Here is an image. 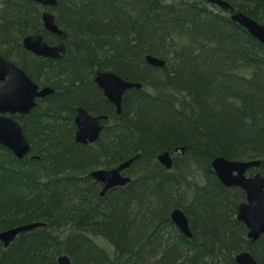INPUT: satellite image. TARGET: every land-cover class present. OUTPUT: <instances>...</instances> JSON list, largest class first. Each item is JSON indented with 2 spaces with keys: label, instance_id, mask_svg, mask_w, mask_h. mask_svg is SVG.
I'll use <instances>...</instances> for the list:
<instances>
[{
  "label": "trees",
  "instance_id": "1",
  "mask_svg": "<svg viewBox=\"0 0 264 264\" xmlns=\"http://www.w3.org/2000/svg\"><path fill=\"white\" fill-rule=\"evenodd\" d=\"M226 1L264 24V0ZM42 9L0 0V54L55 89L15 116L30 153L18 159L0 145V232L46 223L8 248L0 241V264H56L62 252L71 264H176L179 251V264H237L242 251L264 264V234L252 242L237 218L245 191L223 185L212 167L216 157L260 160L247 173L264 177V44L203 0H58L50 10L67 51L53 59L22 44L35 33L56 42ZM98 71L143 85L124 93L120 114L94 81ZM77 107L109 117L96 142H76ZM164 151L171 169L157 161ZM136 155L134 179L101 196L90 173ZM175 208L188 214L192 238L172 222Z\"/></svg>",
  "mask_w": 264,
  "mask_h": 264
},
{
  "label": "water",
  "instance_id": "2",
  "mask_svg": "<svg viewBox=\"0 0 264 264\" xmlns=\"http://www.w3.org/2000/svg\"><path fill=\"white\" fill-rule=\"evenodd\" d=\"M42 4V20L47 31L64 36V32L56 23L55 15L47 7L58 4V0H30ZM182 1V0H175ZM218 8L230 11L232 20L243 26L252 36L264 44V24L243 13L226 0H203ZM25 49L38 56L62 58L66 54V44H49L43 34H29L23 38ZM146 61L157 67L165 66V60L146 55ZM96 84L103 90L105 97L121 113L124 93L130 89H142L140 82L129 81L112 71H103L96 75ZM55 92L51 86H39L27 72L11 60L0 54V144L8 148L18 159H23L30 152V143L24 133L23 126L14 117L17 114H28L37 105L38 100ZM108 120L106 115H94L84 107H78L75 116V140L79 143H94L100 138L104 128L103 121ZM176 152L184 153L185 148H176ZM160 162L167 168L173 166V156L169 151L158 155ZM134 159H129L119 166L110 169H97L91 176L102 184L101 196L110 189L123 187L131 182L126 170ZM260 160L238 161L224 157H216L212 167L223 185L240 187L246 193V199L238 206L237 218L247 229V236L252 242L257 241L264 234V177L260 173L247 175L250 168L258 167ZM173 223L186 236L192 237L189 219L180 208L171 213ZM42 224L30 223L17 226L0 232V241L6 247L23 232L31 231ZM238 264H260L250 251H242L236 255ZM57 264H71L67 254L57 258Z\"/></svg>",
  "mask_w": 264,
  "mask_h": 264
},
{
  "label": "bare ground",
  "instance_id": "3",
  "mask_svg": "<svg viewBox=\"0 0 264 264\" xmlns=\"http://www.w3.org/2000/svg\"><path fill=\"white\" fill-rule=\"evenodd\" d=\"M66 51H67V49H66ZM100 72H103V71H98L96 74H95V77H96V75L98 74V73H100ZM95 77H94V81H95ZM123 102V101H122ZM78 108V107H77ZM77 108H76V113H77ZM121 112H122V110H121ZM118 114H120V113H118ZM76 116V115H75ZM107 116V115H106ZM108 119H109V117H108ZM74 121H75V119H74ZM77 143H79V142H77ZM83 144V143H82ZM86 144H88V143H86ZM159 155V154H158ZM158 155H157V161L160 163V164H162L161 162H160V160L158 159ZM139 157V155H136V156H134V157H132V158H130V159H137ZM133 160V161H134ZM127 161V160H126ZM123 163V162H122ZM133 163V162H132ZM121 164V163H120ZM119 164V165H120ZM119 165H117V166H119ZM163 165V164H162ZM131 166V165H130ZM116 167V166H115ZM114 168V167H113ZM129 169V168H128ZM127 169V170H128ZM127 170H126V173H127ZM95 171V170H94ZM93 172V171H92ZM127 175L128 176H130V174H128L127 173ZM132 179H131V181L134 179L133 178V176H130ZM130 183V182H129ZM128 183V184H129ZM101 184V183H100ZM126 186V185H125ZM176 209V208H175ZM180 209H182L183 211H184V213L186 214V216L188 217V219H189V216H188V214L186 213V211H185V209H183V208H180ZM173 211V210H172ZM172 213V212H171ZM171 216V215H170ZM172 220V219H171ZM173 222V221H172ZM31 223H35V222H31ZM36 223H40V224H42L41 226H39V227H43V226H46V223L45 222H43V221H36ZM189 223H190V220H189ZM27 224H30V223H27ZM22 225H24V224H22ZM20 226V225H19ZM176 226V225H175ZM246 226V225H245ZM15 227H17V226H14V227H11L10 229H12V228H15ZM177 227V226H176ZM191 227V226H190ZM178 228V227H177ZM247 228V227H246ZM178 230H179V228H178ZM192 230V229H191ZM180 231V230H179ZM181 232V231H180ZM193 233V232H192ZM247 233H248V229H247ZM183 234V233H182ZM186 236V235H185ZM186 237H188V236H186ZM193 237V236H192ZM192 237H188V238H192ZM251 240V239H250ZM15 241V239L9 244V246L13 243ZM256 242V241H255ZM8 246V247H9ZM8 247H6L5 246V248H8ZM179 251V250H178ZM184 252V251H183ZM64 254H67V253H65V252H62V253H60L58 256H60V255H64ZM68 255V254H67ZM185 252L182 254L180 251H179V253L176 255V264H179V262H180V260L182 259V258H184L185 256ZM58 256L56 257V264H57V258H58ZM69 256V255H68ZM70 257V256H69ZM235 261H236V256H235ZM156 262L157 263H162V257L161 258H159V257H157V259H156ZM238 264V263H237ZM261 264V263H260Z\"/></svg>",
  "mask_w": 264,
  "mask_h": 264
},
{
  "label": "flooded vegetation",
  "instance_id": "4",
  "mask_svg": "<svg viewBox=\"0 0 264 264\" xmlns=\"http://www.w3.org/2000/svg\"><path fill=\"white\" fill-rule=\"evenodd\" d=\"M34 2V1H33ZM41 6H43L42 4H40ZM43 8L45 9V7L43 6ZM49 9H50V7H49ZM43 21V20H42ZM56 23H57V21H56ZM43 25H44V22H43ZM57 25H58V23H57ZM58 27L60 28V26L58 25ZM45 28V27H44ZM60 29H62V28H60ZM46 30V29H45ZM63 30V29H62ZM47 31V30H46ZM47 32H49V31H47ZM63 32H64V36H60V35H58V34H55V33H52V32H49L50 34H53V35H56L57 36V40H56V42L55 43H53V44H59V43H61V42H64L65 44H66V39H67V33L63 30ZM35 34H38V33H35ZM40 34H42V33H40ZM22 44H23V42H22ZM52 44V45H53ZM23 47H24V45H23ZM25 48V47H24ZM66 49H67V46H66ZM27 50V49H26ZM29 51V50H28ZM29 52H31V51H29ZM32 53V52H31ZM34 54V53H33ZM36 55V54H35ZM48 58H51V57H48ZM53 59H60V58H53ZM262 237V236H261ZM260 237V238H261ZM259 240V239H258Z\"/></svg>",
  "mask_w": 264,
  "mask_h": 264
},
{
  "label": "rangeland",
  "instance_id": "5",
  "mask_svg": "<svg viewBox=\"0 0 264 264\" xmlns=\"http://www.w3.org/2000/svg\"><path fill=\"white\" fill-rule=\"evenodd\" d=\"M54 13V12H53ZM13 61V60H12ZM33 81L34 82H36L39 86H45L43 83H44V81L42 80V79H33ZM46 86H49V85H46ZM38 104H39V102H38ZM34 128H36V127H34ZM28 139V138H27ZM40 138L39 137H37V139H36V141H37V144H40V140H39ZM29 141V140H28ZM30 143V142H29ZM102 169H107V168H102ZM108 169H110V168H108Z\"/></svg>",
  "mask_w": 264,
  "mask_h": 264
}]
</instances>
